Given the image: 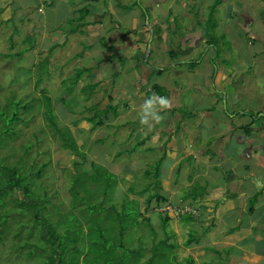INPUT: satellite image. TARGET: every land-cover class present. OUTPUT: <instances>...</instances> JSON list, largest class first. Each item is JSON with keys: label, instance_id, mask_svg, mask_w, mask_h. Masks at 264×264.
<instances>
[{"label": "rangeland", "instance_id": "1", "mask_svg": "<svg viewBox=\"0 0 264 264\" xmlns=\"http://www.w3.org/2000/svg\"><path fill=\"white\" fill-rule=\"evenodd\" d=\"M34 1L0 0V114H2L0 117V164L2 161L6 166L16 168L19 175L27 176L28 181L31 182L28 188L31 197L38 195V199L45 193L48 201L44 204L41 213L48 221L55 224L57 235L60 232V237L57 238L65 243L66 251L71 252L70 256L74 257L73 264L77 260L79 264L84 262L87 264H145L151 254L149 249L152 244L163 239L166 244L173 247L167 249L158 245L155 246V250L150 249L156 255L153 264H184L185 256L188 255L182 246L187 237L194 233H186L185 230L191 227L189 225L187 228L182 227L173 219L177 214V209L174 210L173 207L191 206V195L194 193L200 195L203 192L198 186L201 185V180H197L198 184L197 182L190 184L191 178L182 182L180 173L176 171L177 162L175 161L170 170L171 178L163 180V186L167 187V192H157V188L148 189L146 193L140 191L156 183L152 179L154 175L163 176L160 169L161 167L168 169L170 166L168 159L162 158L159 147L149 145L147 139L143 143L148 146H134V141L129 137L130 131L135 132L138 128L144 130L138 120L139 108L130 112L126 118L120 119L131 122V124L128 122L130 125L126 126L130 131L117 129L116 115L108 114L106 116L108 120L94 128H91L90 123L82 120L83 117H90L93 114V110H88V106L96 105L97 108H103L108 101L97 98L96 96L99 95L84 101L82 95L88 97L86 90L88 86H85L86 89L79 98L73 97L79 85L73 88L72 79L68 83L67 78L64 80L63 78H48L49 68L47 70L46 67H42V64L37 65L32 50L22 49L23 45L20 43L25 37L27 40L31 39L29 34L25 36V29L32 30L33 35L35 24L33 23V26L30 22L24 24V21L16 18L7 20L10 14L9 7L17 16L22 14L21 5L29 3L32 6ZM214 1L172 0L171 2V0H165L160 8L166 10L170 6L174 11L173 21L178 20L176 28L180 29L175 30L176 36L181 35L180 31L183 29L185 32L192 30L194 21L195 25H199L203 32V39L206 41L210 39L209 42L213 45L211 49L213 52L207 65L217 67L216 71L219 70L220 65H224L229 73L228 78H239V75L246 79L249 78L248 90L247 93L243 92V96H241L240 87L238 85L236 87L237 92L240 93V103L235 106V109L239 110L237 111L239 114L242 107L255 109L257 105L254 101L255 97L264 99V63L262 64L263 61H261L264 58V0H219L211 11ZM146 3L143 0L139 2L138 0H120L122 9H129L132 4L135 6L141 4L144 8ZM31 13L34 14L35 11ZM196 15L198 19L192 22L190 17L193 18ZM30 17L32 18L31 14ZM189 22L192 23L189 24ZM225 25L229 27V33L223 29ZM35 30H37L36 26ZM37 33L40 34L39 31ZM25 43L28 44V42ZM204 47L206 44H202L190 55L189 59L192 63L205 54ZM150 51L149 60L153 61L156 59L155 49ZM19 52L22 53L21 57L16 55ZM147 53L148 46L145 55ZM159 54L162 55V52ZM217 59H223L222 64ZM184 65V68H187L186 64ZM43 73L45 75L38 78ZM193 86L201 90L205 89L200 81L195 80L194 83L186 84V87ZM250 87L251 91H249ZM192 91V89H187L185 98L187 96L190 98ZM42 95L50 99L51 121L55 122L63 135L66 132L69 134L66 135L65 140L59 137L49 125L50 122L44 115L45 103ZM197 95L199 96L200 93L197 92ZM215 97L221 103L225 101L223 95H215ZM60 98H64V104H61ZM110 104L113 106H108L105 111L97 109V112L116 114L117 103L114 105L115 101H111ZM83 105L85 109L82 108ZM72 109L74 112L69 113L68 110L73 111ZM210 110L215 115L216 107L210 106ZM177 111L182 115V109ZM248 112L243 113L249 115ZM12 114L17 120L9 123L8 120ZM244 118L243 121L247 119L249 121L250 116H244ZM101 119L105 120V117ZM76 120L77 123L74 125ZM141 134L144 135V132ZM70 142H74L75 147L82 153V157L74 155L73 151L64 145ZM147 148H151V152L147 151ZM75 162H77L76 165ZM42 164V170L37 176L29 175V172L37 171L38 165L42 166ZM200 166L203 169L198 170L199 172L208 168V166ZM76 169L81 173L83 186H85V191L77 190L80 197L84 196L81 202L77 201L68 190L73 171ZM156 169L159 175L155 172ZM221 169L225 171L224 168ZM145 172L148 173L147 177ZM100 173L106 178L111 176L109 186L105 187L100 181ZM1 178L4 180V176ZM156 192L161 196L164 195L168 203L163 208H160V204L156 207L151 205L145 208V199ZM171 192L172 196L168 197ZM23 197L22 191L16 189L6 193L3 197L4 203L0 204V264H42L45 258V252L41 249L39 239H37L38 233L34 236L39 227L32 225L30 214L24 213V209H13L15 200ZM179 199H181L180 203ZM123 200L134 201L126 205L128 210L134 212L129 220L121 219L123 225L131 226H127L123 233L118 235L116 215L117 211L121 210ZM191 200L193 201L194 198ZM167 208L174 210L173 216L172 213L166 212ZM164 215H169L172 219L163 229L161 221ZM245 216L243 217L244 222H249L248 213ZM205 226L202 227H213V224ZM202 229L196 231L199 234L195 233V235L200 236ZM31 230L33 232L28 237L26 233ZM152 231L154 234H151ZM15 234H18L17 237ZM67 236L72 240L79 239L77 246H74L73 242L67 244ZM214 239L216 240L215 233L207 235L205 246L214 248L212 245L215 243ZM228 243L223 246L229 247ZM216 247L221 246L216 244ZM132 249L141 252L137 263L136 258L130 254ZM225 252L228 253L225 254ZM231 252L226 248L218 254L225 257ZM192 255H197V253L193 252ZM202 255L203 253L200 259H197L199 264H209V262L226 264L224 261L219 262L218 256L213 252H206ZM234 256L236 264H239L240 253H235ZM122 257V262L118 263ZM69 258L64 260L65 264L71 262Z\"/></svg>", "mask_w": 264, "mask_h": 264}, {"label": "crops", "instance_id": "2", "mask_svg": "<svg viewBox=\"0 0 264 264\" xmlns=\"http://www.w3.org/2000/svg\"><path fill=\"white\" fill-rule=\"evenodd\" d=\"M143 2H147L144 8L141 4H132L129 9H122L120 0H35L32 6L29 3L21 5V15L16 16L14 10L7 7L8 12L10 9L7 20L16 18L24 24H35L33 35L32 30L25 29V36L29 34L31 39L25 37L20 43L22 49L32 50L37 65L49 68L48 78H77L73 88L78 85L79 88L73 97L79 98L88 86V97L82 95L84 101L96 95L108 101L103 108L88 106L93 114L97 109L105 111L108 106H113L111 101H115L114 105L117 103V113H104L102 117L105 120L101 119L100 125L108 120V114L116 115L117 129L130 131L126 126L131 122L120 119L138 109L144 99L153 93L168 97L172 107L161 113L165 116L162 124L156 125L152 131L146 128L130 131L129 137L134 146H148L143 143L147 139L149 145L159 147L161 157L167 158L170 163L168 169L161 167L162 177L157 170L160 174L158 182L145 187V193L148 189L153 190L154 186L157 192H167L163 180L171 178L170 170L176 161L175 168L181 181L191 178L189 182L193 184L200 179L201 185L198 186L203 190L200 195L190 194L191 199L194 198L193 201L190 199L191 206L173 205L174 210L180 208L173 219L182 227H191L185 230L186 233H194L187 237L193 238L194 242L189 245H184V242L182 246L188 255L185 261L191 258V264H199L197 259H200L201 253L213 252L219 262L236 264L234 254L240 253L239 264H264V99L255 97V109L242 107L238 114L235 106L240 103V93L236 87H240L243 96V92L247 93L249 78L242 75L228 78L224 65H220L218 71L217 67L207 65L213 45L210 39H203L202 30L193 22L198 19L197 15L190 17L193 31L185 32L183 29L180 31L182 34L176 36L175 30L180 29L176 28L178 20L173 21L174 11L170 6L166 10L160 8L165 0ZM228 28L223 26L227 33L230 32ZM202 44H206L203 48L205 54L192 63L190 55ZM147 46L148 53L145 55ZM151 49H155L156 59L153 61L149 60ZM21 56L22 53L18 57ZM217 61L222 64L223 59ZM261 61L263 64L264 58ZM195 80L200 81L205 89L186 87L187 83H194ZM187 89L193 90L190 98H185ZM215 95H223L225 101H217ZM210 106L216 107L215 115ZM82 108L85 109L84 105ZM180 109L182 115L177 111ZM68 112L73 113L74 110ZM244 116H250L249 121H243ZM85 119L83 117L82 120L87 122ZM146 150L151 152L152 149ZM200 165L208 168L199 172L203 169ZM162 197L165 198L164 195ZM251 197L254 198L252 206L249 202ZM151 202L149 206L158 205L154 200ZM167 203L165 198L160 208ZM249 207H252L250 213L247 212ZM171 209L166 212L173 216L174 210ZM246 213L249 222H244ZM168 217L171 221L172 217ZM212 224L213 227L210 226ZM200 228H203L201 238L195 235ZM214 233V248L206 247V236ZM227 243L229 247H224L223 244ZM216 244L221 247H216ZM226 248L232 252L225 257L220 256L218 253ZM193 252L197 255H192Z\"/></svg>", "mask_w": 264, "mask_h": 264}, {"label": "trees", "instance_id": "3", "mask_svg": "<svg viewBox=\"0 0 264 264\" xmlns=\"http://www.w3.org/2000/svg\"><path fill=\"white\" fill-rule=\"evenodd\" d=\"M219 2V0H215L211 11H213L215 5ZM21 53V52H20ZM20 53H17V57L19 56ZM48 70V68H47ZM46 73V71H45ZM44 74V73H43ZM41 76L43 75H39L38 78H41ZM49 76V75H48ZM73 81L72 85H75V80H77V78H67L66 80L69 81L71 80ZM64 80V79H63ZM40 81V80H39ZM70 82V81H69ZM38 83V81H37ZM62 83V82H61ZM41 93H43V91H40ZM42 99L44 100L43 102L45 103V111H44V115L46 117V119L50 122L49 125L53 128V130L56 132V134L61 137L62 139L65 140L66 135H69L67 132L63 135L59 129L56 127L55 122L51 121V114H52V109L50 107V99L46 96L42 95ZM60 102L61 104H64L65 100L64 98H60ZM93 109H97L96 107H94ZM104 113H100V115L97 113V111H95V113L93 115H91L90 117H86V121L88 123L91 124V128L99 126L101 124V117L104 116ZM0 117H2V114H0ZM82 118V117H81ZM83 119V118H82ZM17 118H15V115L12 114L11 118L8 120L9 123H13L14 121H16ZM77 123V120L73 123L74 125ZM69 139V138H68ZM68 141V140H67ZM68 149H70L71 151H73V154L76 156H80L82 157V153L78 151V149L75 147L74 142H70V144H64ZM35 164V163H33ZM77 164V162H75V165ZM93 164V163H90ZM94 165V164H93ZM45 166V164H44ZM43 164L42 166L38 165V170L34 171V172H29V175H33V176H37L40 171L42 170ZM17 169L13 168V166H6L4 163L0 164V204L4 203L3 202V197L6 193L13 191V190H21L22 191V195L24 196L22 199L15 200V205H13V209H24V213H29L30 214V218L32 220V225H37L39 227V230L35 232L34 236H37L38 233V238L39 239V243L41 246V249L45 252L44 255V259L42 264H65L64 260L67 257H70L69 260L71 261L69 264H73L72 260L74 259L73 256H70L71 252L66 251V247H65V243H62L57 237L59 236V233L57 235L56 231L57 228L55 226V224H52L50 221H48L46 219V217L41 213L42 210L44 209V204L48 201L45 193L42 195L41 198L37 199L36 195L35 197H31L30 196V191H28V188L31 185V182L28 181L27 176H22L19 175L17 173ZM157 172V169L156 171ZM3 174V175H1ZM102 174L100 173V181L103 182V184L105 185V187L109 186V183L111 181V176L106 178L105 176H101ZM148 175L147 172H145V176ZM1 176H4V180H2ZM153 179L155 180V182H158L156 175H154ZM83 182L82 181V177H81V173H79V171L76 169L75 171H73V178L70 182V188H68L69 192L73 194L74 198L81 202L83 197H80L78 195L77 190H81V191H85V186H83ZM156 186H154L155 188ZM146 188L142 189L141 192L145 193ZM86 196V195H85ZM37 199V200H36ZM145 208H147L149 206V203L154 200L158 205L160 203H163L165 201V198H163L161 195L154 193L153 195L151 194L149 197H147L145 199ZM74 201V200H72ZM133 200H129V201H124L121 205V210L118 212L117 211V230H118V235H121L123 233V231L125 230V228L129 226V224H125L123 225L121 222V219H123L124 221L129 220L130 217L133 215L132 210H128L126 205L128 203H133ZM250 202V206H252L253 202H254V198H250L249 199ZM74 204V203H72ZM25 206V207H23ZM28 209V211L26 210ZM30 211V212H29ZM252 211V207H249L247 212L250 213ZM16 212V210H15ZM169 217L164 215V217L162 218L161 224H162V228L164 229L166 227V223L169 221ZM191 218H189L190 220ZM129 222V221H127ZM134 222V221H132ZM184 222V221H183ZM134 225V224H132ZM32 228V227H31ZM33 231H29L26 233V235L29 237V235H31ZM151 234H154L153 231L151 232ZM18 234H15V236L17 237ZM33 236V237H34ZM77 239V238H76ZM67 244L73 242L74 246H77V244L79 243V239L75 240V239H69L68 236L66 238ZM194 242L193 238L189 237L184 245H189L190 243ZM164 246L167 249H171L173 246L170 244H166L165 239L163 240H159L156 241L155 244H152L151 248L152 250H155L154 248H156L155 246ZM21 249H23V247H21ZM68 249V246H67ZM75 249V248H74ZM149 249V251L151 252L150 256L148 257V259L146 260L145 264H153L154 259L156 258V255L154 253H152V251ZM141 250V249H140ZM77 251V250H76ZM79 252V250H78ZM130 254L136 258V263L138 261V257L140 256L141 252L135 251L134 249L130 250ZM129 254V255H130ZM123 257L121 258V260L118 261V263L122 262ZM192 260L191 258H188L185 261V264H191ZM75 264H79L78 260ZM83 264H87L86 262H84ZM121 264V263H120Z\"/></svg>", "mask_w": 264, "mask_h": 264}, {"label": "clouds", "instance_id": "4", "mask_svg": "<svg viewBox=\"0 0 264 264\" xmlns=\"http://www.w3.org/2000/svg\"><path fill=\"white\" fill-rule=\"evenodd\" d=\"M171 107L172 102L168 97L153 93L139 106V124L148 131H152L156 125L162 124L165 120V116L161 113Z\"/></svg>", "mask_w": 264, "mask_h": 264}, {"label": "built area", "instance_id": "5", "mask_svg": "<svg viewBox=\"0 0 264 264\" xmlns=\"http://www.w3.org/2000/svg\"><path fill=\"white\" fill-rule=\"evenodd\" d=\"M168 211H170V209H168ZM176 212L178 213L179 211L177 210Z\"/></svg>", "mask_w": 264, "mask_h": 264}]
</instances>
